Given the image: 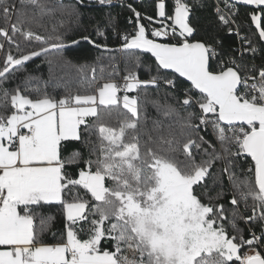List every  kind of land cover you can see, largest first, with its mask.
<instances>
[{"label": "snow or ice", "instance_id": "6c2138e0", "mask_svg": "<svg viewBox=\"0 0 264 264\" xmlns=\"http://www.w3.org/2000/svg\"><path fill=\"white\" fill-rule=\"evenodd\" d=\"M198 4L0 0V264H264V0Z\"/></svg>", "mask_w": 264, "mask_h": 264}, {"label": "trees", "instance_id": "16d2710c", "mask_svg": "<svg viewBox=\"0 0 264 264\" xmlns=\"http://www.w3.org/2000/svg\"><path fill=\"white\" fill-rule=\"evenodd\" d=\"M73 2V0H64V3ZM121 2L122 0L116 2H113V5L111 7V11L113 13L116 12H122L121 15V26L126 27L127 25L124 24V21L128 15L126 11H123L121 9ZM195 2V0H194ZM141 3V0H136V6H139ZM212 2L211 0H199V4L197 5V12L196 15L199 17L200 24L203 29H206L210 34L215 32V18L212 14ZM146 7L149 5L145 4ZM240 11L243 13L245 11L244 6H240ZM97 9L90 10V15L97 14ZM219 37L223 39L225 47H235L237 46V38L235 35H227L224 32L219 33ZM108 42L110 44L115 43V38L112 35H109ZM65 55L73 60L76 64H83V63H91L93 58L100 55V53L93 48L90 44L87 42H81L79 46H73L65 51ZM41 64V61L39 59L33 60L32 62L28 63L27 69L30 73H32L36 77H40L43 75V77L46 79L48 76V69L46 67H38V65ZM141 75L143 76L144 73L141 72ZM75 80H73V84H75ZM49 89L51 90V86H49ZM149 113L152 115H155L154 110L152 108H149ZM49 213L56 216V225L53 231H59L60 225H61V209L58 206H52L51 208L46 209ZM45 240L49 243H54L55 240L52 238V234L48 233L45 235Z\"/></svg>", "mask_w": 264, "mask_h": 264}, {"label": "built area", "instance_id": "2783aa9c", "mask_svg": "<svg viewBox=\"0 0 264 264\" xmlns=\"http://www.w3.org/2000/svg\"><path fill=\"white\" fill-rule=\"evenodd\" d=\"M118 1H120V0H113V2H118ZM211 2L213 3V0H211ZM237 38V37H236ZM237 44H238V41H237Z\"/></svg>", "mask_w": 264, "mask_h": 264}]
</instances>
